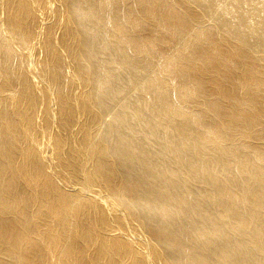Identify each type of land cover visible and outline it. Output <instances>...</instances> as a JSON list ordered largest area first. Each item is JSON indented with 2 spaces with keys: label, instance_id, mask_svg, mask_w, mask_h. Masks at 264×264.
<instances>
[{
  "label": "bare ground",
  "instance_id": "1",
  "mask_svg": "<svg viewBox=\"0 0 264 264\" xmlns=\"http://www.w3.org/2000/svg\"><path fill=\"white\" fill-rule=\"evenodd\" d=\"M0 264H264V0H0Z\"/></svg>",
  "mask_w": 264,
  "mask_h": 264
}]
</instances>
